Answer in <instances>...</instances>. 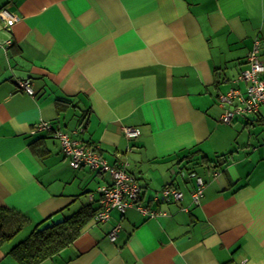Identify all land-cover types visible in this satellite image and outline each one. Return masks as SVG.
Here are the masks:
<instances>
[{"label": "crops", "instance_id": "obj_1", "mask_svg": "<svg viewBox=\"0 0 264 264\" xmlns=\"http://www.w3.org/2000/svg\"><path fill=\"white\" fill-rule=\"evenodd\" d=\"M2 7L16 16L0 28V206L27 219L15 243L82 206L97 210V186L111 182L107 172L73 168L52 131L32 132L48 121L124 166L141 186L138 204L157 214L111 209L38 264H264V104L224 123L230 105L219 100L230 89L245 94L239 74L256 42L264 68V0ZM22 79L33 94L17 88ZM125 126L139 134L126 136ZM196 176L205 183L199 204ZM165 187L182 197L164 201ZM9 241L0 264H20Z\"/></svg>", "mask_w": 264, "mask_h": 264}, {"label": "built area", "instance_id": "obj_2", "mask_svg": "<svg viewBox=\"0 0 264 264\" xmlns=\"http://www.w3.org/2000/svg\"><path fill=\"white\" fill-rule=\"evenodd\" d=\"M16 20V16L6 7L0 8V28L10 29L11 24ZM10 44V40L8 41ZM263 64L258 58V44L253 46L248 53V67L239 74L240 79L247 82L245 94H240L234 89L219 96L222 105L229 104L221 115V120L228 123L234 114L247 115L255 113L260 106L264 104V78L262 77ZM17 88L33 94L34 90L29 79H22L17 82ZM239 103L233 104L234 100ZM42 130L52 131L53 136L59 141L61 151L68 158L73 168L83 166L95 169L97 172L109 173L111 182L100 184L97 191L100 194L98 208L95 211L94 219L97 222H104L110 217V210L117 209L124 212L128 208H137L142 214L154 216L156 211L147 206L137 203L140 196V185L126 173L124 166H111L99 152L100 147L86 142H80L73 138L69 133L54 128L48 121L37 122L32 132ZM123 131L128 137H135L139 134V129L135 127H124ZM205 183L200 176H196V187L192 191V200L194 204H199L203 194ZM182 197L180 190L165 187L162 190V199L164 201H175ZM120 224H115L108 233L110 240H115Z\"/></svg>", "mask_w": 264, "mask_h": 264}, {"label": "trees", "instance_id": "obj_3", "mask_svg": "<svg viewBox=\"0 0 264 264\" xmlns=\"http://www.w3.org/2000/svg\"><path fill=\"white\" fill-rule=\"evenodd\" d=\"M238 116L241 117L239 114H234L228 123H231ZM225 156L227 155H219L223 159ZM206 157V155H202V163L207 161ZM95 211V208L85 205L63 220L41 228L35 226L34 230L25 238L13 244L7 254L11 255L20 264H38L43 259L52 256L72 243L87 221L94 217ZM26 221V217L20 212L0 206V249L22 228V224Z\"/></svg>", "mask_w": 264, "mask_h": 264}, {"label": "rangeland", "instance_id": "obj_4", "mask_svg": "<svg viewBox=\"0 0 264 264\" xmlns=\"http://www.w3.org/2000/svg\"><path fill=\"white\" fill-rule=\"evenodd\" d=\"M18 237H14L12 238L8 243H6L5 245L8 246V247H11L17 240Z\"/></svg>", "mask_w": 264, "mask_h": 264}]
</instances>
